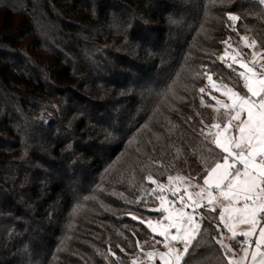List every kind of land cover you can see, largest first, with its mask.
<instances>
[{"label":"trees","instance_id":"trees-1","mask_svg":"<svg viewBox=\"0 0 264 264\" xmlns=\"http://www.w3.org/2000/svg\"><path fill=\"white\" fill-rule=\"evenodd\" d=\"M244 35L264 50L258 0H0V264H151L147 176L202 185L222 162L199 89L245 92L219 59ZM208 209L181 264L229 262Z\"/></svg>","mask_w":264,"mask_h":264},{"label":"snow or ice","instance_id":"snow-or-ice-1","mask_svg":"<svg viewBox=\"0 0 264 264\" xmlns=\"http://www.w3.org/2000/svg\"><path fill=\"white\" fill-rule=\"evenodd\" d=\"M260 3L264 4V0H260ZM228 19L237 21L240 17L228 14ZM240 39L246 43V46L254 47L256 44V41L253 40L251 45H248L246 36H241ZM256 55L253 52V59L250 62L243 59L238 61L236 56L230 57L233 64L238 63L239 68L243 69V71L238 72V76L243 80V89H246V93L229 87L223 80L213 82V76L207 75V81L212 91L220 92L227 97V100L222 101L214 96L211 97L214 105L207 106L214 107L217 113L223 109V119L210 125L204 124V121L201 120V124L204 125L201 131H206L207 136L211 137L208 142L224 155L221 158L222 162L217 160L206 170V175L203 178V185L206 187L196 185L195 187H200V190L189 194L190 197H195L191 200L193 214L185 217L182 207L178 210V215L173 217L169 209L163 208L165 197L158 195L161 206L151 210L169 213L165 217L170 221L168 227L176 228L175 235H170L167 229L158 233L168 241L164 244V247L169 249L168 254L176 251L175 248L171 247V241L178 239H182L184 242L183 251L185 253L189 251L188 242L195 239L200 228V224L194 219L195 209L201 206L205 199L207 205L212 206L208 209L209 211H214L217 207L221 209L219 220L225 224L229 231L233 230L234 224L245 220L255 225L257 213H264V63L258 67H250V64H256ZM219 59L225 63L229 59L228 54L225 53ZM228 66L231 68V65ZM199 91L203 94L206 89L201 87ZM209 95L211 94L209 93ZM201 103H204L203 99ZM242 116L246 118L241 119ZM233 132L238 133V135H234ZM235 149L241 150L235 151ZM237 164L242 165L243 168L236 167ZM147 180L157 185V188L162 192L164 185L159 184L151 175L147 176ZM171 180L172 177L170 176L169 181ZM214 192L218 193L221 198L219 204L214 203L217 200ZM151 195H157L156 189L152 190ZM241 198L243 204L241 207H237V204L241 203ZM207 205L205 206L207 207ZM131 218L133 220L138 219L135 215ZM140 223L143 224L145 221L140 219ZM148 226L152 227L151 221H148ZM243 235L249 236L251 233L245 232ZM259 235L264 240V229L260 231ZM220 243L222 244V241ZM256 248L257 252L252 254V261L254 264H264V251H259L261 248L259 242L256 243ZM225 252L229 253L230 250L225 248ZM168 254L161 253V259H164V256ZM147 255L152 257L153 253L148 252ZM165 264H172V262L165 260ZM228 264H232L231 259H229Z\"/></svg>","mask_w":264,"mask_h":264},{"label":"rangeland","instance_id":"rangeland-1","mask_svg":"<svg viewBox=\"0 0 264 264\" xmlns=\"http://www.w3.org/2000/svg\"><path fill=\"white\" fill-rule=\"evenodd\" d=\"M260 1V0H258ZM248 38L247 40V44L251 45V42L254 40L251 36L249 35H244ZM253 52H255L256 55V64L252 65L250 64V67H258L260 64L264 63V50L259 46V44L256 42L254 47L251 46H246V43L244 41H242L240 38L239 39H229L227 41V43H225V49L223 50V52L221 53V56H224L225 53L228 54L229 59L225 62V64L231 65V69L234 70L236 73H238L239 71H243V69L239 68L238 63L233 64L232 60L230 59V57L232 56H236L237 60L239 61L240 59H243L245 61H252L253 59ZM229 67V66H228ZM230 68V67H229ZM209 75V74H207ZM213 76V82H217L215 80V77L213 74H211ZM243 81V80H242ZM231 87V86H229ZM204 88L206 89V92L204 94H206L209 97H216L217 99H220L222 101L227 100V97L222 95L220 92L218 91H212L210 84L208 83V81L206 80V84L204 86ZM237 90V89H235ZM239 91V90H237ZM209 93L211 95H209ZM242 93H246V89L245 92ZM223 110V109H222ZM246 118L245 116H242L241 119ZM213 131H216L215 129H213ZM234 135H238V133L233 132ZM241 149H235V151H240ZM236 167L238 168H243L242 165L237 164ZM176 179H181L176 178ZM173 181L171 180L169 183L171 184ZM179 182H182L181 184H174L173 186L169 187V184L164 185V193L162 194L165 197V202L163 204V208H167L170 210L171 214L173 217H175L176 215H178V210L181 209L183 207V212L185 217H187L189 214H193V208L191 207V200L194 199L195 197H190V193H195L198 192L200 190V187H206L205 185H199L200 187H195L196 184L190 182V181H186L184 179L179 180ZM185 189H187V191H185ZM214 195H216L217 200L214 201V203L219 204L220 202V197L218 193L214 192ZM243 204V200L241 198V203L237 204V207H241ZM205 205H207V200H204V203L201 206H198L195 209V213H194V219L195 222L199 223V212L200 210L205 207ZM161 206V201H160V205ZM208 208H211V205H207ZM219 208V207H217ZM219 210L221 211V209L219 208ZM163 212V211H161ZM169 213L167 212H163V215L161 218L159 219H148L146 221L147 225H148V221L152 222V227L149 228L151 229V231L160 236L158 233L161 230L167 229L168 232L170 233V235H175L176 234V228L172 227L169 228L168 225L170 223L169 220L165 219L166 216H168ZM264 213H257V222L261 224L260 229H258L255 225H253L250 221L245 220L243 222H239L233 225V230L229 231V229L227 227H225V224L219 220V229L221 231V235L219 237V242L222 241L223 245V249L225 250V248L229 249L230 252L227 253L229 256V259H231L232 264H254V262L252 261V254L257 252V248H256V244L255 247L253 249H251V245L249 244L250 240L256 239V243L259 242L261 244V248L259 249V251H264V240L261 239L259 233L262 229H264ZM200 224V223H199ZM153 229H155V231H153ZM200 229V228H199ZM199 230L196 233V236L198 234ZM248 232L251 233V235L249 236H245L243 235V233ZM234 233V234H233ZM195 236V238H196ZM163 239L162 244L159 247H156L155 249L151 250L150 252L153 253L152 257H149L151 264H165V260L171 261L172 264H181L182 260L184 258V256L186 255V253L183 251L184 249V242L182 239H178V240H173L171 241V247L175 248L176 251L169 253V249L164 247L165 243H168V241L165 240V238L163 236H160ZM193 240H190L188 242L189 247L191 246ZM241 246V248H240ZM161 253H165L168 255L164 256V259H161L160 254ZM178 256V258H177Z\"/></svg>","mask_w":264,"mask_h":264},{"label":"built area","instance_id":"built-area-1","mask_svg":"<svg viewBox=\"0 0 264 264\" xmlns=\"http://www.w3.org/2000/svg\"><path fill=\"white\" fill-rule=\"evenodd\" d=\"M256 227H257L258 229H260L261 224L256 223ZM249 244L251 245V248H254V247H255V244H256V239L250 240V241H249ZM240 248H241V246H240Z\"/></svg>","mask_w":264,"mask_h":264},{"label":"crops","instance_id":"crops-1","mask_svg":"<svg viewBox=\"0 0 264 264\" xmlns=\"http://www.w3.org/2000/svg\"><path fill=\"white\" fill-rule=\"evenodd\" d=\"M256 226V225H255ZM251 249H253V248H251Z\"/></svg>","mask_w":264,"mask_h":264}]
</instances>
